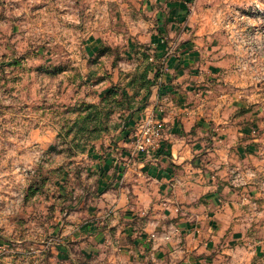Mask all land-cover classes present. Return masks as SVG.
I'll list each match as a JSON object with an SVG mask.
<instances>
[{"label":"crops","instance_id":"0c3cea01","mask_svg":"<svg viewBox=\"0 0 264 264\" xmlns=\"http://www.w3.org/2000/svg\"><path fill=\"white\" fill-rule=\"evenodd\" d=\"M109 2L123 9L125 71L144 66L154 85L113 144L99 142L84 156L76 203L50 246L57 242L52 249L63 264H251L260 194L244 174L254 171L255 140L231 88L218 7L211 0ZM96 30L81 42L82 59L103 45ZM148 113L163 126L161 147L130 160L133 126Z\"/></svg>","mask_w":264,"mask_h":264},{"label":"rangeland","instance_id":"374dc122","mask_svg":"<svg viewBox=\"0 0 264 264\" xmlns=\"http://www.w3.org/2000/svg\"><path fill=\"white\" fill-rule=\"evenodd\" d=\"M211 1L255 140L244 179L260 194L251 264H264V0ZM122 10L109 0H0V264H63L52 248L84 156L140 112L131 113L149 79L144 66L125 71ZM94 29L103 45L82 59Z\"/></svg>","mask_w":264,"mask_h":264},{"label":"built area","instance_id":"2783aa9c","mask_svg":"<svg viewBox=\"0 0 264 264\" xmlns=\"http://www.w3.org/2000/svg\"><path fill=\"white\" fill-rule=\"evenodd\" d=\"M163 68L164 66L160 65L157 72L161 74ZM162 133L163 126L156 119L154 113L142 115L140 119L135 122L131 132L130 160L133 159L136 161L139 157L155 154L161 147Z\"/></svg>","mask_w":264,"mask_h":264},{"label":"trees","instance_id":"16d2710c","mask_svg":"<svg viewBox=\"0 0 264 264\" xmlns=\"http://www.w3.org/2000/svg\"><path fill=\"white\" fill-rule=\"evenodd\" d=\"M158 76V74L155 75V78ZM146 77H147V73H146ZM154 85V81L152 80H148L147 82V87H145L144 89H142V91H144L143 93L145 94L144 96V100L141 102L138 101V105L135 109H133L131 111V113H134L135 111L136 112H139L141 111V109H143L145 106H146V100L148 99L149 95H150V88ZM131 115V114H130ZM129 115V118H128V122L130 120H132V116Z\"/></svg>","mask_w":264,"mask_h":264}]
</instances>
